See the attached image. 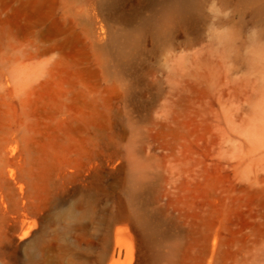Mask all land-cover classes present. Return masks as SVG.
Returning <instances> with one entry per match:
<instances>
[{"label":"rangeland","instance_id":"rangeland-1","mask_svg":"<svg viewBox=\"0 0 264 264\" xmlns=\"http://www.w3.org/2000/svg\"><path fill=\"white\" fill-rule=\"evenodd\" d=\"M182 4L0 0V264H264V0Z\"/></svg>","mask_w":264,"mask_h":264},{"label":"bare ground","instance_id":"bare-ground-1","mask_svg":"<svg viewBox=\"0 0 264 264\" xmlns=\"http://www.w3.org/2000/svg\"><path fill=\"white\" fill-rule=\"evenodd\" d=\"M191 2H192V0H183L182 9H181L182 13H183V11H185V12L187 11V8L191 5ZM115 255H117V252L113 251L112 252V258H114ZM109 264H111V263H109Z\"/></svg>","mask_w":264,"mask_h":264}]
</instances>
